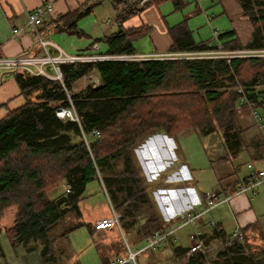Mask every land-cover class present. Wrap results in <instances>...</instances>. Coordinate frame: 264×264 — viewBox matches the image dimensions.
Wrapping results in <instances>:
<instances>
[{
  "label": "trees",
  "instance_id": "obj_1",
  "mask_svg": "<svg viewBox=\"0 0 264 264\" xmlns=\"http://www.w3.org/2000/svg\"><path fill=\"white\" fill-rule=\"evenodd\" d=\"M112 1L127 9V16L140 10L127 8L128 0ZM165 1L147 0L143 6ZM173 1L178 5L179 1ZM238 2L252 26L249 41L242 46L233 30L219 33L218 40L227 49H264V0ZM91 9L66 12L53 23L68 35L86 36L77 21ZM147 31L145 27L118 28L99 40L104 52L89 48L81 54H137L132 42ZM170 34L169 52L211 48L208 42L194 41L183 23L174 26ZM59 70L61 81L9 70L25 101L0 120V234L24 252H37L42 264H65L66 258L73 259L63 241L83 225L78 203L92 179L99 180L113 210L120 214L121 231H134L140 246L154 232L167 229L174 222L157 215L133 149L157 132L175 136L196 130L201 135L218 132L227 153L236 155L242 149L244 131L237 122V112L249 109L245 103L237 104L236 88L243 89L248 104L264 105V88L256 89L264 85V57H235L229 63L225 59L103 60L61 63ZM92 71L98 84L74 92V83ZM68 99L77 122L55 115L58 108L69 107ZM61 183L69 191L47 198V189ZM10 208L12 219L6 225L1 220ZM86 226L100 242L97 233L105 230ZM107 230L113 235L120 232L115 227ZM168 243L171 241L160 250ZM107 246L99 248L102 264L126 257L124 243ZM74 264L79 263L74 260ZM186 264H264V256L258 257L245 243L232 240L214 257L195 253Z\"/></svg>",
  "mask_w": 264,
  "mask_h": 264
},
{
  "label": "crops",
  "instance_id": "obj_2",
  "mask_svg": "<svg viewBox=\"0 0 264 264\" xmlns=\"http://www.w3.org/2000/svg\"><path fill=\"white\" fill-rule=\"evenodd\" d=\"M104 1H109L111 4V8L106 9L105 13L113 16L116 15L117 17H124L121 19L122 21H119L116 24L117 29L122 28L123 30H134L139 27L148 28L147 33L138 37L140 39L137 40L138 43L144 41L146 44L138 45L137 47L132 44L134 51L137 54L147 55L168 53L172 45L170 30L174 26L182 23L188 29L185 20L179 22L176 21L169 25L165 20V16L160 11V7L168 2H172L174 8L179 10L185 4L184 0H177L179 1L178 5H176L173 0H168L159 5L150 4L146 7L138 6L135 0H128L126 3L127 8H140L136 14L131 16H127V9L125 10L121 5H116L112 0H0V57H16L20 55L41 56L43 54V48L38 43L36 35H34L26 25V12L35 9L46 2L51 3V11L44 14L38 27L41 38L49 42L46 49L50 55L56 56L58 55L56 47L62 53L64 52L51 42L50 36H53L54 34V37L60 38L61 36H57V33L66 32L54 25L53 20L58 15L77 10L81 7L91 6V13H94L98 9L104 7ZM218 2L225 14L229 17H237L240 20L238 26H232V29L229 30H233L235 37L241 45L248 42L251 37L252 26L246 18L243 19L242 9L238 0H218ZM171 12L172 8L168 7L167 13ZM117 20L119 19H112L113 22ZM248 26L250 29H248ZM14 30L16 31L14 32ZM214 32L218 37V34L223 31L212 30L211 37L203 42H208V45L211 46ZM190 33L194 40L191 31ZM93 44L96 43H92L86 49L78 50L71 55L81 54V52L86 51L89 48L92 50H98L97 44L96 48H92ZM49 72L52 73V70L49 69ZM2 73L10 72L2 71ZM0 80L1 120L10 111L20 107L24 102L12 76L11 78L4 77L3 79L1 77ZM78 81L79 83L77 84ZM98 82L99 80L96 72L92 71L90 74L81 77L74 83L73 91L81 92L87 86L96 85ZM248 110L249 109H247V111ZM258 112L263 117L261 127L254 122L250 111H240L241 118H237V122L243 126L244 131L241 136L242 149L236 155L231 156L227 153V148L224 145V142L223 145L218 147H213V145L209 147L210 153H208L207 158L209 162V171L217 184V186L213 187L212 191L216 194L218 200L221 201L225 198L227 199L214 206L206 214L201 215L193 222L192 229L198 230L201 233L202 240H209L212 243L224 240L226 242L229 239L232 241L233 232L236 230L242 231L244 228L245 231H242V237L241 239H237L238 241L244 239V237L248 238L249 235L256 234L259 238L264 239V186L259 187L254 193L246 192L232 195V193L244 183L248 173V163L252 164L255 168L264 169V105L258 107ZM185 132L186 131H181L173 137L178 138L186 136L187 134L184 135ZM166 136L162 132H157L140 143L143 148L146 147L147 159H151L154 153L157 155V161L155 163L161 170L159 178L163 176V180H160V186H162V188L157 190L161 191L165 184L170 183L167 181V178L169 177L167 174L169 168L166 167ZM203 136L207 137L211 136V134ZM151 149H154V151H151ZM173 161V164L175 165L180 164V160L177 158ZM179 166L178 170L181 173L179 176L181 177L183 173L181 169L182 164ZM189 170L191 171V174L188 173V168H186L185 178L187 180L184 187H181L178 183V188L169 190L172 198H175L176 200V205L173 206L176 209L170 217L163 219L165 221L175 219L177 214L185 209L188 202L193 203L196 210L201 209L205 203L206 193L201 192V196H198L196 189L194 188V186H197L198 170H196L195 167H190ZM175 179L178 180L177 177H175ZM163 194L164 193H161L158 196L160 198L162 197L163 200H166ZM210 223L212 224L210 225ZM0 247L3 254L2 259L0 258V264H42L37 252H24L19 247L13 246L4 233L0 234Z\"/></svg>",
  "mask_w": 264,
  "mask_h": 264
},
{
  "label": "rangeland",
  "instance_id": "obj_3",
  "mask_svg": "<svg viewBox=\"0 0 264 264\" xmlns=\"http://www.w3.org/2000/svg\"><path fill=\"white\" fill-rule=\"evenodd\" d=\"M184 3L185 4L179 10H176L173 3L168 2L160 7V11L165 16V20L169 25L176 21L179 22L185 20L188 30L192 32L195 41L209 39L212 30L225 31L232 29V26L236 27L240 24V20L237 17H229L223 12L218 0H184ZM104 4L105 5L102 9H98L96 12L86 15L77 21L78 29L82 30L87 36L77 37L66 33H57V36L61 37L56 38L53 34V36H50L51 42L58 46L66 55H71L78 50L86 49L92 43L97 44L98 51L101 53L104 52L105 46L99 40H101L103 36L116 31V24L119 21H122L117 20L113 22L112 19L117 18V16L105 13L106 9L111 8V4L109 1H104ZM168 7L172 8L171 13H167ZM243 19H245V17H243ZM248 29H250L249 26ZM139 39L140 38L133 40L132 44L135 47L146 44L144 41L138 43L137 40ZM246 43L242 44V46ZM2 71L4 70H0V78H11V73H2ZM78 83L79 81L77 84ZM262 85H257L256 89L262 90L264 88V85ZM24 101L23 98V102ZM244 111L248 112L250 110L247 111L246 109ZM240 116L239 111L237 118H241ZM240 126L243 128L242 125ZM185 134L187 135L178 138L165 135L167 154L166 167L169 168L167 172L169 176L167 181L170 182L165 184L163 188L165 190H157L162 188V186H160V180H163V176L159 178L161 170L155 163L157 161V155L155 153L153 155L151 154V159H147L146 147L143 148L141 144L136 146L132 152L135 163L144 180L147 194L154 203L157 215L162 219L170 217L176 209L173 207L176 205V200L175 198H172L169 190L178 188V183L181 187H184L187 180L185 178L186 168H188L189 174H191V171L189 170L190 167H195L196 170H198L197 186H194L198 196H201V192H212L213 187L217 186L216 180L212 177L209 171V162L207 158L208 153H210L209 147L211 145H213V147L223 145L221 136L218 132H215L211 134V136L204 137L196 130L186 131L184 135ZM151 151H154V149H151ZM176 158L179 159L180 164H182L181 169L183 173L181 177L179 176L181 173L178 170L180 164H173V160ZM175 177H177L178 180H176ZM61 184L54 185L47 189L46 197L52 198L64 192L63 184ZM161 193H164L163 195L166 200H163L162 197L160 198L158 196ZM78 206L81 212L80 221L83 225L71 232L67 236V239L63 241L69 246L68 248L73 254V259L66 258L64 260L65 264H74V260H77L79 264H102L99 255V248H101L102 245H108L107 247H110L111 245L114 246L127 243L133 250L140 246V242H136L135 240L136 233L134 231L127 233L121 231L118 232L117 235H115V233L113 235L110 230L101 231V233H97L100 242L89 234L86 226L87 224H91L92 226L95 221L103 217H112V206L110 205L108 196L99 180L92 179L86 183ZM5 212V217L1 221L3 224L8 225L11 222L13 211L12 209H7ZM172 221L174 223L169 227H175L176 222H178L176 219H172ZM192 226L193 225H186L177 230L175 232L176 241H171V243H168L164 249H159L158 251H144L138 254L136 256L137 264H186L188 257L191 256L188 251L190 245L188 234L192 232ZM244 239L245 241H240L247 245L249 251L252 253L258 252V257L264 256V239L259 238L257 234L249 235L248 238L244 237ZM203 241L205 244L204 253H206L209 258L214 257L219 250L223 249L227 243L231 242L230 239L226 242L224 240L216 241L215 243L205 239H203ZM60 242L61 241H59V243ZM59 243L57 244L58 246ZM177 247L179 250H176Z\"/></svg>",
  "mask_w": 264,
  "mask_h": 264
},
{
  "label": "built area",
  "instance_id": "obj_4",
  "mask_svg": "<svg viewBox=\"0 0 264 264\" xmlns=\"http://www.w3.org/2000/svg\"><path fill=\"white\" fill-rule=\"evenodd\" d=\"M138 6H143L146 0H135ZM137 7V6H136ZM51 3L46 2L41 6L26 12V25L30 28L31 32L36 35L38 43L43 48V54L41 56H26L20 55L16 57H0V70L9 71V70H25L31 74H39L47 78L57 79L61 81V73L59 70V64L61 63H74V62H89V61H103V60H117V61H141V60H157V59H185V60H194V59H225L226 63H229L230 59L235 57H264V49H227L224 48L223 44L218 40L217 34L213 33V41L211 48L207 50H191V51H178V52H168L164 54H116L113 56L102 55H66L62 53L57 47L58 55L52 56L46 49V46L49 45V42L41 38L39 34V25L42 17L46 12L51 11ZM16 30H14L15 32ZM92 48H96V44L92 45ZM49 69L52 70V73L49 72ZM237 93L239 94V99L237 104L243 105L244 103L248 105V108L253 116L254 122L262 126L263 117L258 112V107L252 106L247 103L245 92L241 87L236 88ZM69 107L67 108H58L55 111V115L62 120H71L78 121L77 114L73 108L72 102L70 99ZM95 136H98L99 133L94 132ZM248 173L245 178L244 183L237 188L236 191L232 193L241 194L246 192H256V190L264 186V169L255 168L252 164H247ZM63 186V191L67 193L69 189ZM218 200L216 194L212 191L205 194V203L201 209L196 210L193 203H187L185 209L181 210L175 219L177 223L175 227H168L165 230H160L154 232V234L145 241L139 248L131 249L127 243L125 244L126 248V257L116 259L114 264H136L135 257L144 252V251H156L163 247L168 241H176L175 232L186 225H192L193 222L203 214H206L214 206L218 205L220 202L225 201ZM113 210V208H112ZM120 214L118 212L112 211V217H103L93 224V229L95 231L107 230L112 227L117 228L120 232ZM212 223H210L211 225ZM242 231L236 230L232 234L233 240L241 239ZM188 240L190 242L188 251L190 255L195 253H203L205 250L204 241L202 240L201 233L198 230H193L188 234ZM187 251V252H188Z\"/></svg>",
  "mask_w": 264,
  "mask_h": 264
},
{
  "label": "bare ground",
  "instance_id": "obj_5",
  "mask_svg": "<svg viewBox=\"0 0 264 264\" xmlns=\"http://www.w3.org/2000/svg\"><path fill=\"white\" fill-rule=\"evenodd\" d=\"M109 56H112V55H109Z\"/></svg>",
  "mask_w": 264,
  "mask_h": 264
}]
</instances>
